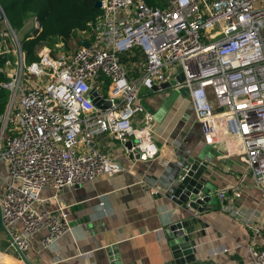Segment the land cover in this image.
I'll list each match as a JSON object with an SVG mask.
<instances>
[{"label": "built area", "instance_id": "1", "mask_svg": "<svg viewBox=\"0 0 264 264\" xmlns=\"http://www.w3.org/2000/svg\"><path fill=\"white\" fill-rule=\"evenodd\" d=\"M147 1L101 0V14L78 36L87 47L42 45L30 64L15 32L4 31L13 46L0 53L13 59L2 69L9 101L0 127V233L7 244L2 249L0 239V264H28L34 241L50 249L70 232L69 211L43 199L46 189L58 193L123 172L114 157L98 150L97 137L131 143L126 153L135 152L138 161L159 155L139 89L160 85L178 70L184 80L174 87L188 90L202 136L211 147L223 146L226 155L241 156L264 217V0ZM133 50L143 56L137 80L128 78L120 60ZM92 91L110 106L98 109ZM226 197L222 189L216 192L222 211L246 225L253 222L252 214L244 215ZM246 251V264H264V248L252 243Z\"/></svg>", "mask_w": 264, "mask_h": 264}, {"label": "crops", "instance_id": "2", "mask_svg": "<svg viewBox=\"0 0 264 264\" xmlns=\"http://www.w3.org/2000/svg\"><path fill=\"white\" fill-rule=\"evenodd\" d=\"M261 38L264 41V32ZM4 47L0 41V51ZM120 60L130 80L142 75L143 56L138 50L121 55ZM139 99L153 118L152 141L159 155L153 160L138 161L126 153L129 143L122 145L105 135L97 137L98 150L114 157L123 172L112 177L101 175L83 186L66 187L58 193L46 189L43 199L56 201L69 211L71 230L50 249L34 241L27 252L28 264H110L106 248L113 246L122 264H165L170 256L163 229L173 222H180L197 248L215 264H238L235 256L246 264L250 244L264 248L259 193L244 171L241 156H228L223 146L218 149L207 144L188 95L141 87ZM140 120L137 115L135 121ZM197 156H204L208 163L210 175L205 178L207 194L212 199L208 203L211 208L201 214L185 211L165 196L175 187L186 160ZM221 189L226 202L244 215L252 214L253 222L246 225L241 217L221 210L216 198ZM55 204L47 207L54 208ZM0 239L5 249V237ZM223 249L229 252L223 253ZM7 253L18 261L13 250Z\"/></svg>", "mask_w": 264, "mask_h": 264}, {"label": "trees", "instance_id": "3", "mask_svg": "<svg viewBox=\"0 0 264 264\" xmlns=\"http://www.w3.org/2000/svg\"><path fill=\"white\" fill-rule=\"evenodd\" d=\"M98 1L101 0H0V6L16 34L24 28L28 18L33 17L38 22L37 29L19 40L24 61L30 64L37 61L36 50L42 45L53 48L56 44H62L65 50L79 47V33L88 31L101 14L100 8L95 7ZM147 3L150 6H160L150 0ZM1 33L0 23V39ZM11 47L8 46L9 49ZM12 59L11 53H0V127L1 116L9 101V92L2 87L7 81L2 69ZM108 83L106 81V85ZM6 134L4 133V138Z\"/></svg>", "mask_w": 264, "mask_h": 264}, {"label": "water", "instance_id": "4", "mask_svg": "<svg viewBox=\"0 0 264 264\" xmlns=\"http://www.w3.org/2000/svg\"><path fill=\"white\" fill-rule=\"evenodd\" d=\"M100 5L101 2L98 1L95 7L100 8ZM0 23H4L8 27L5 32L14 33L1 6ZM80 45L82 47H87L88 43L81 42ZM183 80V75L180 70H178L177 74L172 79L160 85H153L151 90L154 92L173 90L188 95V90L186 88L175 89L174 87L176 83H181ZM90 99L98 109L104 110L110 106L109 101L103 100L94 91L91 92ZM131 146L132 144L129 143L127 148L130 149ZM133 154H131V157L138 159L135 152H133ZM207 166L208 163L204 160V156L188 158L178 173L176 185L172 189V192L167 193L165 196L185 211L192 210L200 214L205 213L211 208L208 203L212 200L207 194L208 180L205 176L210 175ZM163 233L166 237L170 256L165 264H215L213 260L207 259V257L203 255V252L197 248L195 241L186 234L180 222H173L167 225L164 227ZM106 252L110 264H122L114 246L107 247ZM234 258L238 261V264H245L241 258L237 256Z\"/></svg>", "mask_w": 264, "mask_h": 264}, {"label": "rangeland", "instance_id": "5", "mask_svg": "<svg viewBox=\"0 0 264 264\" xmlns=\"http://www.w3.org/2000/svg\"><path fill=\"white\" fill-rule=\"evenodd\" d=\"M2 24V37H1V41L3 42V44L5 46H13V40H12V37L10 35V33H5L4 31L7 30V26L6 24L4 23H1ZM36 28V23L34 21V18L33 17H30L27 19L26 21V25L24 26V28L19 32V33H15L17 38H18V41L25 35V34H31L33 29ZM37 29V28H36ZM263 32H264V26L260 28V35L262 33L263 35ZM6 34V35H5ZM2 50V48H1ZM1 52V51H0ZM2 236V233H0V237Z\"/></svg>", "mask_w": 264, "mask_h": 264}]
</instances>
